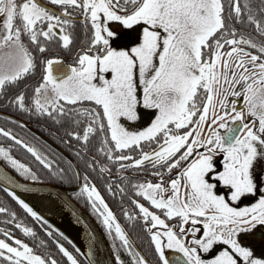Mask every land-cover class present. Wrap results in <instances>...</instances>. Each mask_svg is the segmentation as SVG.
Listing matches in <instances>:
<instances>
[{
  "label": "snow or ice",
  "instance_id": "obj_1",
  "mask_svg": "<svg viewBox=\"0 0 264 264\" xmlns=\"http://www.w3.org/2000/svg\"><path fill=\"white\" fill-rule=\"evenodd\" d=\"M51 3L59 6V11L42 0H0V45L8 49L0 63V88L35 68L36 57L29 43L41 53L53 40L69 47L74 39L70 29L75 14L81 13L82 21L90 23L89 47L79 51L77 62L65 65L57 55L43 60L42 78L34 87L32 103H26L24 91L13 102L21 109L32 111L34 107L57 120L84 114L89 122L83 134L71 130L70 135L87 142L93 133H106L99 152L116 162L118 170L149 162L161 169L154 173L159 177L156 182L137 181L134 185V193L150 203L133 196L153 242L155 262L133 246L96 184L83 174L79 192L93 203L109 232L114 229L119 247L130 255V264H264V193L243 207L232 204L245 194L258 192L254 166L264 160V0ZM237 22L251 25L253 31L241 30ZM24 34L28 42L22 38ZM117 41L126 46H113ZM249 67L256 71L249 73ZM138 85L142 86V96ZM216 96L220 97L219 109ZM229 96L234 97L230 104L226 103ZM241 97L243 106L238 103ZM85 100L94 102L95 107L80 106ZM66 104L77 107L66 111ZM142 119L145 126L138 129L124 122ZM19 123L23 125V121ZM74 123H79V117ZM0 134L31 153L40 167L54 174L65 173L35 144L4 127H0ZM117 149L128 151L115 155ZM77 155L86 168L100 163L88 155L87 148ZM0 157L25 177L39 179L29 164L12 155L10 147L0 145ZM122 160L130 165L120 164ZM72 167L70 161L69 170ZM174 168L179 171L165 188L164 171L171 173ZM100 169L101 173L109 171L107 164H100ZM74 175L79 178L81 173L77 169ZM0 182L27 213L44 220L13 188L29 185L17 183L2 170ZM217 184L227 186L228 191H219ZM259 184H264V179ZM118 187L123 195L124 186ZM107 189L116 194L112 184ZM0 212L9 213L15 222V211L5 207ZM124 214L129 216V212ZM169 218L173 223L167 222ZM18 227L35 236V230L22 220ZM0 233V264H61L55 254L38 253L10 229L0 228ZM55 243L69 264H80L73 251L58 240ZM167 250H174V254L170 257ZM92 255L89 248L87 256ZM116 260L125 264L119 249Z\"/></svg>",
  "mask_w": 264,
  "mask_h": 264
},
{
  "label": "trees",
  "instance_id": "obj_2",
  "mask_svg": "<svg viewBox=\"0 0 264 264\" xmlns=\"http://www.w3.org/2000/svg\"><path fill=\"white\" fill-rule=\"evenodd\" d=\"M258 2L259 0H254V3ZM236 26L240 29L245 28L251 32L253 31L252 26L248 24H240L237 22ZM90 35L91 32L88 31V28L83 26L82 29L78 30L76 38H84L85 41H87ZM11 82L14 81H9L6 84H9ZM21 91H24L26 94V103L31 104L34 92L33 86H27ZM2 94H4L5 112L7 114L3 122L0 123V125H3L6 129L11 130L14 135L22 137L23 139H25L26 142L30 144H35L36 147L41 149V151H46L61 169H65L64 174H54L52 170H47L45 168L40 167L36 163L31 153H29L26 149L17 144L15 141L11 140V138L5 136L4 134H0V145L10 147L12 155H14L17 159H20L23 163L29 164V166L33 168V171L36 172L39 177V179L35 181L55 183L63 187H73L76 186L78 181V178L74 175V173L78 169L81 173L82 179L83 174L85 172L87 173L90 181L96 184L99 191L104 196L105 200L107 201L110 207H114V203H116L118 200L120 203H122V198H127L128 200H131V197H133L134 195L135 197L137 196V194L134 193L135 182L111 183L112 187L114 186L113 190L116 194L110 195V192L107 189V179L111 180L112 176L109 174L118 173V169L108 168L109 171L101 173L100 164H106V162L103 161L104 155H99L98 153L100 152L96 148L101 144L103 137L101 135L102 133L91 134L89 141H87L85 145L82 143L81 140L70 135L71 130L79 131L81 135L83 134L84 126H86V124L89 122L87 116L82 113H74L71 119H69L65 115L57 120L46 113L40 114L34 107L32 111L21 109L18 103L13 102L15 99L14 95L19 94V91H16V89L13 87H5V89L2 91ZM79 105L83 107H95L94 102L88 100L79 102ZM76 107L77 105L66 104V111L68 108L74 109ZM77 117H79V123H74ZM20 121H23V125L19 123ZM70 146L73 148V150ZM84 148L88 149V155L90 157H94L97 161L100 162L95 168H86L84 160L81 158V156L77 155V153H81ZM0 158L18 176L26 180H32L30 176L25 177L24 175H22L4 158ZM70 161L74 165L71 170H69ZM123 170H125V168L121 169V171ZM116 177L117 179H120L123 177L131 176H129L128 174H124L123 176L116 175ZM119 185H123L124 189L126 190L123 195H121L120 188L118 187ZM70 195L75 200L79 201L80 197L83 194L79 192V189H77L76 191L71 192ZM5 207H7L10 211H15L17 216L15 222H13V218L9 213L0 212V228L10 229L13 234H15L21 239H24L38 253L55 254V256L61 260V264H69L66 257L63 256V253L59 250L57 244L55 243V241L58 240L63 243L65 247L69 248V250L73 251L74 255H77V258L80 260V264H88L84 257L80 254V252H77V248L61 232H57L56 229L51 226L47 221H41L36 217H33L30 213H27V211L24 210L22 206H20L18 202H16L14 198H12L7 193L6 190L0 187V208ZM117 214L119 215H116L117 220L120 222L122 227L128 231V233L135 240V242L141 243V241H143L141 239V234H143V232L137 231L136 228H144L143 223H141L139 219L128 221L130 219L124 218L122 216V211H118ZM5 217H7V221H5ZM21 220L27 226H30L35 230V236L23 233L22 229L18 227V224ZM46 229L48 231H46ZM49 231L51 232V235H49ZM0 235H2V233H0ZM106 238L110 244L111 249L113 250V241L110 239L108 232H106ZM144 241H147L149 245H151L150 242L152 241H150L149 239ZM119 255L121 259L124 260L125 264H130L129 260H127L123 253H120ZM117 263L119 264V262Z\"/></svg>",
  "mask_w": 264,
  "mask_h": 264
},
{
  "label": "flooded vegetation",
  "instance_id": "obj_3",
  "mask_svg": "<svg viewBox=\"0 0 264 264\" xmlns=\"http://www.w3.org/2000/svg\"><path fill=\"white\" fill-rule=\"evenodd\" d=\"M17 2H20V0H17ZM42 2L45 3L48 6L53 7L57 11H59V6L55 5L54 3H51V0H42ZM70 11H71V9H70ZM2 17H3V13H0V18H2ZM74 18H75V24L70 29V31L72 32V35H73L74 39L70 43V46L69 47H65V46H63L62 43L53 40L51 42H48V46H47L46 50H44L43 53H41V51L36 47V45L34 43H29L28 44L29 50L36 57V60H35V68L33 70H31L29 73H26L24 76H21L20 78H18L17 81H14V82H11L9 84H6L2 88H0V93H1L0 94V123L3 122V120H4V118H5L6 114H7L5 112L4 94H2V91L5 89V87H7V86L13 87V88L16 89V91H19V93L21 92V90L23 88H25L27 86L32 85L33 88H34L35 85L37 84V82L42 78V73H43V70H44L43 69V63H42L43 60L49 58L52 55H57V56H60V57L63 58V62H64L65 65L72 64L74 62H77L79 51L81 49H87L89 47V44L87 43V41H85L84 38L77 39L76 38V35L78 33V30L82 29L83 26H85L86 28L89 29L90 28V23L86 25L82 21V14L79 13V12H77L75 14V17ZM241 30H243L245 32H251V31H249V30H247L245 28H241ZM22 38L25 40V42H28V36H27V34H24ZM2 47H4V45H0V49ZM240 47H244V45H240ZM251 50H255V49H251ZM233 58L235 60V56H233ZM247 71L249 73H251L252 71H256V70H254L251 67H249L247 69ZM239 87L240 86L238 85L237 90H239ZM15 96L16 95H14V97ZM233 98L234 97L229 96L226 99V103L230 104V101ZM238 103H239L240 106H243L244 105V101H243V98L242 97L239 99ZM245 116L247 118H251L250 117V114H248L246 111H245ZM229 123H232V122L229 121ZM0 127H4V126L3 125H0ZM222 131H223V129H222ZM97 133H100V132H97ZM101 135L104 136V135H106V133H102ZM108 135H109V141H110V134H108ZM82 143L84 145L86 144V142H84V141H82ZM110 143L114 147V142H111L110 141ZM69 144H71V143H69ZM100 145L97 146V148H96L98 151L100 149ZM130 147H133V146H130ZM147 147H149V146L146 145V148ZM153 147H154V145H153ZM72 150H73V148H72ZM133 150L136 151V149L134 147H133ZM127 151H128L127 149H123V150L117 149V150H115L114 154L115 155H126L127 154ZM96 153H98V152H96ZM98 154L99 155H104L103 161L106 162V164L108 165V168L109 169L110 168L111 169H113V168H116L117 169L116 162L111 161L110 158H108L103 152H100ZM119 163L120 164H125V165H130V161H128V160H122ZM261 163L264 165V161H261ZM153 164H154V162H149V163L144 164L142 166L124 167L125 170H123V171H121V169H120V170L117 171L118 173L109 174L112 177H114L115 179L114 180L112 178H111V180L107 179V182H108V184H111L113 182H135L136 183L137 181H146V180H152L153 182H156L159 179V177L157 175H155L154 173L160 172L161 169L159 167H154ZM178 171H179V168H174L171 173H169V172H167L165 170L164 171L165 184H167L166 182L171 178V176L174 175L175 172H178ZM121 173L128 174L131 177H123V178H120V179L118 178L117 179L116 175L120 176ZM80 182H81L80 183V185H81L83 183V179L81 178V175H80ZM77 183H78V181H77ZM76 186H77V184H76ZM73 187H75V186H73ZM79 188H80V186H79ZM113 188H114V186H113ZM72 192H74V191H72ZM110 195H112V194L110 193ZM135 198L141 199L142 202H145L146 204L149 203L145 198H142L139 194H137V196ZM122 200H123V201H121L122 203H120L119 200L116 203L113 202L115 204V206L114 207H111V208H112L113 212L115 213V215L119 216L117 214V212L118 211H122V216L124 218L130 219L128 221H132L134 219H139V221L141 223H143L142 222V218L140 217V214H139V210H138V208L133 203V197H131V200H128L127 198H124V199L122 198ZM75 201L82 208H84L96 220V222L98 223L99 227L101 228V230H102L105 238H106V232H108V235H109L110 239L113 241V246H114V243L116 245V247H114L113 250H112L113 253H114V255H115V259H116V255H117V249H119V254L120 253H123V255L130 262V255H129V253H127L124 250V248L119 247V245H120L119 238L118 237H114V229H113L112 232H109L107 226L103 223L102 216H100L99 213L95 210L93 203L87 198L86 194H83L80 197L79 201L78 200H75ZM152 208L155 209V206H152ZM125 212H129V216H126L124 214ZM130 217H134V218H130ZM169 219H171V218H169ZM105 230H106V232H105ZM136 230L137 231H140V232L141 231L143 232V234H141V239L143 240V241H141V243L135 242V240L131 237V235L125 229L126 233L133 240V242L135 243V245L137 246V248L140 251L144 252L145 255L150 260H152L153 262H155L157 260V256H156V254L153 251V243L150 242L151 245H149V243L147 241H144V240H148V239L151 241L150 234L147 232V230L145 228H142V227L136 228ZM117 243H119V244H117Z\"/></svg>",
  "mask_w": 264,
  "mask_h": 264
},
{
  "label": "water",
  "instance_id": "obj_4",
  "mask_svg": "<svg viewBox=\"0 0 264 264\" xmlns=\"http://www.w3.org/2000/svg\"><path fill=\"white\" fill-rule=\"evenodd\" d=\"M0 170L10 174L17 183L29 185L27 188L15 186L13 188L44 217L45 221L55 229H59V232L77 249H80V254L88 264H117L113 251L96 220L70 195L72 191L79 188L80 177L75 187H63L55 183L26 180L12 171L1 158ZM0 187L5 190L2 182H0ZM41 195L52 198L57 207L44 204L40 198L38 199V196ZM132 243L137 248L133 240ZM89 248L93 253L90 258L87 256ZM166 254L171 257L174 250H167Z\"/></svg>",
  "mask_w": 264,
  "mask_h": 264
},
{
  "label": "rangeland",
  "instance_id": "obj_5",
  "mask_svg": "<svg viewBox=\"0 0 264 264\" xmlns=\"http://www.w3.org/2000/svg\"><path fill=\"white\" fill-rule=\"evenodd\" d=\"M113 46L124 47L126 45L123 44V43H121V42H119V41H117V42H115L113 44ZM7 51H8V49L5 46L0 49V63H2V57H3V55ZM231 60L234 61V58L232 57ZM230 63H231V61H230ZM230 71H231V69H230ZM221 82H222V78H221ZM236 87H238V85ZM138 92L142 96V86H139L138 85ZM219 100H220V97L219 96H216L215 97V101H216L217 109L220 108ZM139 108L141 110H143L144 109V105L141 103V105L139 106ZM149 111H151V110H149ZM124 122L126 124H129L133 129H138L140 127L145 126V120H143V119L140 120V121H138V122H128V121H124ZM204 131H205V133H207L208 130L205 129ZM262 161H264V160H262ZM254 175L256 176L257 181H258V187H259L258 192L252 193V194H245V195H243L240 200L232 202V204H233L234 207H243V206H245L247 204H250V203L254 202V200L256 198H258L259 194L264 193V184H259V181L261 179H264V165L261 163V161H259V162H257L255 164V166H254ZM165 188H169V185L168 184H165ZM217 189L219 191H221V192L228 191L227 186H224L222 184H217ZM182 191H183V187H182ZM168 194H170V192H165V195L166 196ZM153 210H155V209L153 208ZM167 222L169 224H171V223H173V220L172 219H168Z\"/></svg>",
  "mask_w": 264,
  "mask_h": 264
},
{
  "label": "bare ground",
  "instance_id": "obj_6",
  "mask_svg": "<svg viewBox=\"0 0 264 264\" xmlns=\"http://www.w3.org/2000/svg\"><path fill=\"white\" fill-rule=\"evenodd\" d=\"M40 198V200L46 204L47 206L51 205L52 207L56 208L57 205L55 204V202L53 201L52 198H49L48 196H45V195H41V196H38V199Z\"/></svg>",
  "mask_w": 264,
  "mask_h": 264
}]
</instances>
